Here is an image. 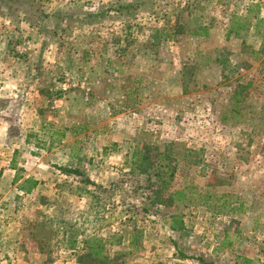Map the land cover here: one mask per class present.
<instances>
[{
	"label": "rangeland",
	"instance_id": "rangeland-1",
	"mask_svg": "<svg viewBox=\"0 0 264 264\" xmlns=\"http://www.w3.org/2000/svg\"><path fill=\"white\" fill-rule=\"evenodd\" d=\"M263 16L0 0V264H264Z\"/></svg>",
	"mask_w": 264,
	"mask_h": 264
},
{
	"label": "trees",
	"instance_id": "trees-1",
	"mask_svg": "<svg viewBox=\"0 0 264 264\" xmlns=\"http://www.w3.org/2000/svg\"><path fill=\"white\" fill-rule=\"evenodd\" d=\"M6 3H10L13 0H4ZM136 7V5H127L125 6V8H133ZM134 156V155H133ZM132 162V161H131ZM133 165V163H132ZM147 170L145 169L144 172H146ZM167 182V181H166ZM165 182L164 178L162 177L160 179V183H161V189H168V185ZM180 192H176L175 195H180ZM174 194H170L169 198L170 201H178V196H175ZM110 241L108 240H102L100 238H90L88 240L85 241V246H84V252L81 255V258H87L90 259V261L95 262L97 264L104 262V260L106 259L105 257V253H104V247L105 245L109 244ZM87 251V252H85ZM199 262L201 264H207L205 263L201 258L198 259ZM251 260L247 259V258H242L240 263L237 264H251Z\"/></svg>",
	"mask_w": 264,
	"mask_h": 264
},
{
	"label": "built area",
	"instance_id": "built-area-1",
	"mask_svg": "<svg viewBox=\"0 0 264 264\" xmlns=\"http://www.w3.org/2000/svg\"><path fill=\"white\" fill-rule=\"evenodd\" d=\"M262 20H263V22H264V16L262 17Z\"/></svg>",
	"mask_w": 264,
	"mask_h": 264
}]
</instances>
